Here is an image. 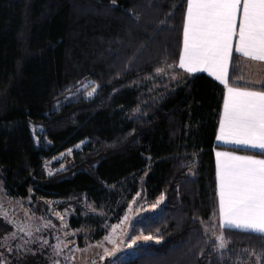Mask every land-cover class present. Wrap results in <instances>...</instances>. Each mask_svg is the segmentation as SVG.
<instances>
[{
    "label": "trees",
    "instance_id": "obj_1",
    "mask_svg": "<svg viewBox=\"0 0 264 264\" xmlns=\"http://www.w3.org/2000/svg\"><path fill=\"white\" fill-rule=\"evenodd\" d=\"M185 10V0H0V182L12 197L73 210L70 227H98L94 239L104 232L83 217L91 207L120 219L163 195L130 228L160 242L123 264H238L251 253L264 264V236L220 224L213 150L225 88L203 73L178 78ZM241 76L234 55L230 85L245 86Z\"/></svg>",
    "mask_w": 264,
    "mask_h": 264
},
{
    "label": "snow or ice",
    "instance_id": "obj_2",
    "mask_svg": "<svg viewBox=\"0 0 264 264\" xmlns=\"http://www.w3.org/2000/svg\"><path fill=\"white\" fill-rule=\"evenodd\" d=\"M185 4L178 67L189 73L208 72L225 86L217 139L258 149L264 155V83H260V90H251L255 85L247 83L229 86L234 51L264 62V0H185ZM216 157L221 227L264 236V159L228 152H217ZM163 200L161 195L157 203ZM137 239H132L129 246ZM218 239V249L225 248V238L221 235Z\"/></svg>",
    "mask_w": 264,
    "mask_h": 264
},
{
    "label": "rangeland",
    "instance_id": "obj_3",
    "mask_svg": "<svg viewBox=\"0 0 264 264\" xmlns=\"http://www.w3.org/2000/svg\"><path fill=\"white\" fill-rule=\"evenodd\" d=\"M174 68L163 71L176 72ZM93 89L95 88L89 85L85 86L82 96L92 98L96 89L93 95L89 96L88 93L93 92ZM31 131L37 145L44 142L41 127L32 126ZM83 146L84 144H81L74 150L79 151ZM73 153V150H70L61 158L72 157ZM46 202L41 206L32 196L25 199L12 197L0 182V225L5 230L8 229L0 237V264H103L107 259L110 264H123L136 255L137 245L160 242L156 238L144 240L146 235L141 233L130 234V228L138 217L144 213L157 212L160 208L158 203H144L137 211L133 210L132 203H129L120 219L105 207H91L89 212L83 213V217L100 218L102 222L99 230L104 232L102 237L94 239L98 227L73 229L69 220L75 212L54 211L53 200ZM35 210L40 212L36 213ZM125 217L128 218L126 221ZM207 232L217 244L220 243L219 230L207 229ZM137 237L139 239L136 243L129 246L132 239ZM111 240H114L115 244ZM228 248L226 243V247L218 251L222 252ZM260 260V255L251 253L243 256L238 264H260Z\"/></svg>",
    "mask_w": 264,
    "mask_h": 264
},
{
    "label": "crops",
    "instance_id": "obj_4",
    "mask_svg": "<svg viewBox=\"0 0 264 264\" xmlns=\"http://www.w3.org/2000/svg\"><path fill=\"white\" fill-rule=\"evenodd\" d=\"M235 46H236V42L234 40L233 49H235ZM181 53H182V49H181ZM234 55H238L239 58H240L241 74H242V76L240 78L241 79V83H243V84L247 83V84H250V85H255V87L252 88L251 90H258V89H256V87H260V83H264V62L254 61V60H251L250 58L243 57V56L235 53V51H234L233 57H234ZM231 65H232V61L230 62V66H229V78H230ZM257 69H259V71H257ZM178 70H179V73H178V78L179 79L203 73V74L207 75L209 78L213 79L218 84L224 86L219 81H217L215 79V77L210 75L208 72L200 71V72L189 73V72H187V71H185L183 69H180L179 67H178ZM229 86H234V85H230L229 84ZM224 88H225V86H224ZM225 96H226V88H225L224 98H225ZM222 114H223V106H222V112H221L220 120L222 119ZM219 123H220V121H219ZM218 135H219V127H218V130H217V136H216V145L218 147L213 150L214 159H215V163H216V171H217V157H216V153L217 152H228V153H231L233 155H238V156H255V155H249V154H246V153L237 152V151L232 150L231 148L244 149V150H250V151H254V152H259L258 149H253V148H250V147L238 146V145H234V144H225L224 142L219 141L217 139ZM255 158L264 159V157H262V156H255ZM217 192H218V181H217ZM220 224H221V222H220ZM232 229H234V228H232ZM236 230H239V229H236ZM239 231H244V230H239Z\"/></svg>",
    "mask_w": 264,
    "mask_h": 264
}]
</instances>
